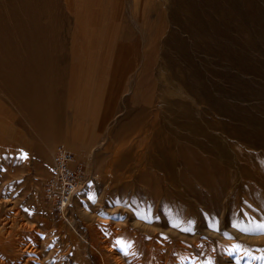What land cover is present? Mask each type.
Here are the masks:
<instances>
[{"label":"rangeland","instance_id":"obj_1","mask_svg":"<svg viewBox=\"0 0 264 264\" xmlns=\"http://www.w3.org/2000/svg\"><path fill=\"white\" fill-rule=\"evenodd\" d=\"M21 1L0 0V264H264V0ZM56 145L82 170L60 213Z\"/></svg>","mask_w":264,"mask_h":264},{"label":"built area","instance_id":"obj_2","mask_svg":"<svg viewBox=\"0 0 264 264\" xmlns=\"http://www.w3.org/2000/svg\"><path fill=\"white\" fill-rule=\"evenodd\" d=\"M51 157L50 175L42 184L41 191L50 207L60 213L81 185L82 170L71 161L70 154L60 145L55 146Z\"/></svg>","mask_w":264,"mask_h":264},{"label":"bare ground","instance_id":"obj_3","mask_svg":"<svg viewBox=\"0 0 264 264\" xmlns=\"http://www.w3.org/2000/svg\"><path fill=\"white\" fill-rule=\"evenodd\" d=\"M235 0H217V4L221 7V8H223L224 10L226 9V8H233L232 9V14H230L231 15V17H233V18H240L241 17V15L243 14V12H244V9H243V7L241 6V5H238V4H236L235 2H234ZM19 9H20V13L22 14V13H24L25 15L26 14H29V8H30V4L28 3V1L27 0H22L20 3H19ZM31 6H32V4H31ZM198 8V7H197ZM196 10L197 9H195V10H193V12H192V18H194L195 19V21H200L199 23H200V29L201 30H203L204 31V29L205 28H207V25H208V23H210V22H208L209 20L207 19V21L206 22H204V26H203V24H202V21H201V18H200V16H197V13H196ZM226 11V10H225ZM30 13H31V11H30ZM245 13V12H244ZM249 14V13H248ZM34 15H37V14H34ZM247 15V14H246ZM243 16V15H242ZM32 17V16H31ZM254 17V16H253ZM30 18V17H29ZM242 18V17H241ZM243 19V18H242ZM254 19H255V17L254 18H252L251 16H246V21H248L247 23L248 24H250V25H253V23H257V22H255L254 21ZM33 20V19H32ZM204 20V19H203ZM236 20H238V19H236ZM256 20V19H255ZM243 21V20H242ZM256 21H258V20H256ZM183 23V22H182ZM198 23V24H199ZM246 23V22H245ZM28 27V26H27ZM247 28H249V27H247ZM256 28V27H255ZM34 29H35V27H34ZM199 29V30H200ZM253 29V28H252ZM200 30V31H201ZM253 30H255V29H253ZM252 30V31H253ZM42 31V30H41ZM199 31V32H200ZM34 32H35V30H34ZM204 32H207V31H204ZM210 32V30H208V33ZM254 33V32H253ZM205 34V33H204ZM255 34V33H254ZM41 35H42V33H41ZM197 35V34H196ZM181 41V44H183L184 45V42L182 41V40H180ZM14 49H15V54H16V49H17V47H14ZM19 49V48H18ZM264 51V50H263ZM19 53H20V55H18V56H20V57H26V56H29L30 54H28V52L26 51V50H22V51H18ZM172 52V51H171ZM36 52H34V54H35ZM241 53V52H240ZM178 54V53H177ZM203 54V53H202ZM204 55V54H203ZM16 56V55H15ZM249 56V55H248ZM247 57V56H246ZM243 58V57H242ZM188 66V65H187ZM111 67V66H110ZM65 70V69H64ZM116 70V69H115ZM115 70H114V68L112 69V68H103V75H102V79H106V78H108L109 76H110V73L111 72H115ZM99 76V75H98ZM107 86H109V84L108 83H106L105 82V80H99L98 79V88H99V90H102V89H104L105 87H107ZM99 90H98V92H99ZM89 92V90H87L86 92H85V95H84V98H82V100L81 101H84V100H86V96H87V93ZM94 97V96H93ZM99 106V102H97V104H96V111H97V107ZM39 108V106H37V109ZM99 116V115H98ZM95 118V117H94ZM42 120V119H41ZM48 126V125H47ZM42 127V126H41ZM36 128V127H35ZM49 131H44V132H39V133H41L42 134V136L44 137V138H47L48 140H50L49 141V143L50 142H52V139H54V137L58 134L57 133V131H55V129H53V127L51 126L49 129H48ZM86 130V129H85ZM38 132V131H37ZM85 132V131H84ZM38 133V134H39ZM86 134V133H85ZM38 137V136H37ZM41 137V136H40ZM42 140V139H41ZM44 141V140H43ZM47 141V140H46ZM49 143H48V145H49ZM45 145H47V144H45ZM40 149V148H39ZM189 151V150H188ZM41 155L43 154V153H40ZM43 156V155H42ZM45 159H46V157H44ZM218 170V169H217ZM148 192V191H147ZM71 198V197H70ZM70 198H69V200H70ZM66 208V207H65ZM64 207L61 209V211H63L64 209H65ZM185 208V207H184ZM169 223V222H168ZM11 224H12V222H11ZM10 228V227H9ZM172 229V228H171ZM12 230H14V229H12ZM169 230V229H168ZM6 232V231H5ZM174 234V233H173ZM7 236V235H6ZM137 236V235H136ZM150 237V236H149ZM103 238V237H102ZM152 238V237H151ZM186 239H188V238H186ZM108 240V239H107ZM142 242V241H141ZM162 242V241H161ZM29 244V243H28ZM149 245V244H148ZM158 245V244H157ZM156 245V246H157ZM21 247V246H20ZM26 247V246H25ZM30 247V246H29ZM125 248V247H124ZM181 248V247H180ZM21 249H22V247H21ZM28 249H30L29 251H32L33 249H34V247H31V248H28ZM152 249V248H151ZM25 250V249H24ZM23 250V251H24ZM110 251H113V250H110ZM34 252V251H33ZM152 253V252H151ZM111 255V254H110ZM1 256V255H0ZM26 256V255H25ZM112 256H114V257H116V253H113L112 254ZM111 256V257H112ZM191 256V255H190ZM1 258V257H0ZM29 258V257H28ZM32 258V257H31ZM34 259V258H33ZM118 259V258H117ZM137 259V258H136ZM1 262V261H0ZM10 262V261H9ZM116 263V262H115ZM117 263H118V260H117ZM122 263V262H121ZM22 264H34V263H32L31 261H29V259H25L23 262H22Z\"/></svg>","mask_w":264,"mask_h":264},{"label":"snow or ice","instance_id":"obj_4","mask_svg":"<svg viewBox=\"0 0 264 264\" xmlns=\"http://www.w3.org/2000/svg\"><path fill=\"white\" fill-rule=\"evenodd\" d=\"M22 158L26 159V158H27V153H22ZM90 198H91V197H90ZM259 227H260L261 229H264V224L259 225ZM257 259H264V258H262V257H257Z\"/></svg>","mask_w":264,"mask_h":264}]
</instances>
